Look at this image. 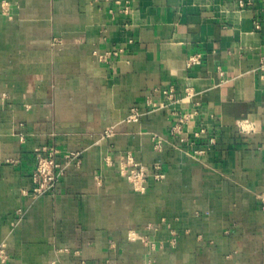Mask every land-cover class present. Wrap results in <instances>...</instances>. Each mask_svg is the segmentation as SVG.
<instances>
[{"label": "crops", "instance_id": "0c3cea01", "mask_svg": "<svg viewBox=\"0 0 264 264\" xmlns=\"http://www.w3.org/2000/svg\"><path fill=\"white\" fill-rule=\"evenodd\" d=\"M170 87L178 101L151 111ZM134 108L146 114L129 121ZM174 111L194 114L189 137L207 133L173 136ZM52 147L80 162L35 197ZM262 193L264 0H0L6 264H264Z\"/></svg>", "mask_w": 264, "mask_h": 264}, {"label": "built area", "instance_id": "2783aa9c", "mask_svg": "<svg viewBox=\"0 0 264 264\" xmlns=\"http://www.w3.org/2000/svg\"><path fill=\"white\" fill-rule=\"evenodd\" d=\"M259 27V26H258ZM119 54V50H114L106 53V56H116ZM106 56L102 55V58H106ZM101 58V56H100ZM202 61V55L200 53H196L191 55L188 59V66H192L194 64H199ZM175 88L170 87L168 89L163 90L164 95L167 98V103L157 104L153 103L152 110L161 109L166 106H170L173 103L177 102ZM188 96L194 95L191 89H188ZM146 114V112H142L138 109L133 110L129 117V121H138L142 115ZM174 120L170 126V132L175 137H180L182 141H190L192 144H196V140L201 139L203 134L207 133L205 128H201L196 130L193 133L192 137L186 134L185 128L190 123L193 113H182L179 111H174ZM113 130L109 129L105 132V136H112ZM155 140V146L157 149H160L165 141L163 137L159 135L153 136ZM210 142H214V138H210ZM196 154L204 153L202 148L194 149ZM62 154L64 158V162L58 160V156ZM36 167L33 172V186H32V194L35 197H40L44 194L50 193L54 191L58 184L61 182L63 177L65 176L68 167L71 164H79L80 162V152L77 151H66L62 152L57 147L52 148H44L43 151H38L36 156ZM128 163V164H127ZM124 166L123 172L127 179L131 182L134 189L137 191H145L146 189V181L148 178L149 168L143 163L136 161L132 156L128 157V161ZM155 177L157 179L163 178V173L160 171V165L154 166ZM262 200V209L264 210V193L261 194ZM9 260V254L7 253L4 247H0V264H6ZM86 264V263H84Z\"/></svg>", "mask_w": 264, "mask_h": 264}]
</instances>
